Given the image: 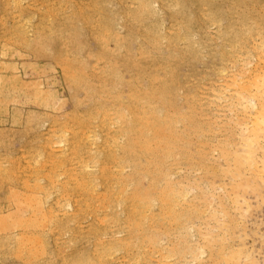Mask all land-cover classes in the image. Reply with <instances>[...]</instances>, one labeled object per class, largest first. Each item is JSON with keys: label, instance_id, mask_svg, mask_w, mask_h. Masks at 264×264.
<instances>
[{"label": "bare ground", "instance_id": "6f19581e", "mask_svg": "<svg viewBox=\"0 0 264 264\" xmlns=\"http://www.w3.org/2000/svg\"><path fill=\"white\" fill-rule=\"evenodd\" d=\"M130 1L131 6L127 5L121 17L122 22L119 21L121 23V25L119 24L120 28H118L112 22L115 18H111L112 20L107 18L111 15L106 14L108 10L105 11V4L102 0H60L59 5L53 4L54 0H49L48 7H46V16L51 21L49 24L44 22L45 27L35 29V32L31 31L34 34L32 38L29 37L30 35L28 36L24 23L19 22V25L15 23L14 26H9L8 23L9 13L14 15L22 11L21 0H14L12 4L10 0L1 1L0 55L2 53L7 61H0V117H2L8 106V96L3 94L5 93L4 90L11 88L12 93V89L14 92L15 89L22 91L29 87L27 82L21 80L20 69L14 63L15 60L12 61V58L27 54V52L36 57L41 53H47V56L50 54L65 82L71 88L82 89L86 94H91V102L85 111L67 114L62 118L52 117L48 134L46 133L47 135L43 137V131H41L42 136H37L34 141H37V144L34 143L35 146H32L33 148L27 152L26 156H23L24 153L19 157L13 156L7 149H0V188H4L7 193L6 198L0 201V252L6 258L7 255H10L24 264H56V257H61V264H123L122 260L124 259H126L125 264H177L179 257H181L179 260L186 259L188 255L196 254L195 252H198L197 258L200 257L199 259L202 261V258H204L205 262L209 259L207 262L211 261L210 264H258L259 260L255 257V251H246L245 247L247 245L242 240L246 238L245 235V237L241 235L243 238L240 237L239 246L233 247L234 245H232L233 240L230 238L228 227H232L229 225L230 222L236 221L231 220L235 217L233 215L230 217V211L227 214L229 210L227 204L229 203L226 205L225 203L221 204V206L223 205L221 211L224 214V220L220 218V221L224 223H221L222 225L220 224L218 228L222 231L219 236L217 234L220 232L218 233V230L214 228L215 225L212 226V224L209 229L210 226L208 227V225L210 223L208 224L206 221L209 217L206 216V209H204L206 205L204 204V207H202L203 204L199 205L202 201H197L198 192L194 190L195 188L192 190L188 188L192 186L188 185L189 180L186 179L188 186L184 185L183 182H177L180 181L181 177L176 178L179 175L178 173L176 175V172H178L176 169L179 165L188 163L187 166L199 172L196 174L197 176L200 174L198 177L200 180L203 179V176L210 174L212 180L208 179L211 181L213 179L215 181L218 176L220 179L225 172L224 177L221 178H225L226 174L231 176L234 185L230 183L229 185L233 191H236L234 193L235 197L231 200L232 195L227 200H231V204L239 210L243 206L241 210L243 213L244 209H252V207L250 208L251 203L248 201H251V199L247 197L248 200H246L244 195L247 193L244 191L249 192L251 189L252 193V191L258 190L257 193L254 191L253 194H257L256 196L259 198V191L264 189V0H229V9L227 10L230 11V22L228 21L230 17L226 19L223 15L226 11L223 10L222 2L225 0H199L198 2L194 0H167L165 7L171 9L174 15L172 25L168 24L171 27V30L168 29L169 32L164 31V29L162 31L160 21L164 23L166 21L164 19L162 21L161 18L158 19L157 15L159 13L156 11V7L155 10L152 8L151 0ZM188 1L191 7H189ZM186 2L189 4L188 7H186ZM152 4L155 6L154 3ZM202 4L209 6L205 7L207 11L204 12L209 15L210 22H215L211 24H218L225 31V33L222 32L223 34L220 32L223 39L218 31L213 33L216 37L219 35L221 41L224 40L223 48L226 44H232V42L227 43L230 37L236 40L237 43L234 42V46L230 45L235 49L238 47L237 50L246 45L248 46V44L245 45L248 39L256 40V42L254 41L255 47L250 44L254 48L252 49L253 53L255 52V57H252L255 58V62H253L252 57H249L252 61L244 60V64L243 59L238 60L244 50H241L240 54L237 50L231 51L232 49L226 52L225 49H222L221 52H218L223 53L224 60H228V62L234 59V54L237 52L239 57L236 55V60L237 62L242 61V66L239 65L242 70L239 68L240 72L237 71L239 74L234 73L230 77L229 74L233 73L238 66L235 67V65L232 72L226 68L225 75L229 76L228 79L224 80V85L219 86L220 88H216L214 85L210 86V89L213 88L214 90L213 95L217 97L215 99H218L223 107H219L217 101H215L216 103L213 102L214 100L211 102L212 99H208L209 102L218 105L221 110L224 108L220 112V109L217 110L215 105L217 111L215 113L217 114L218 111L220 113L224 112V116L226 114L227 116L230 115L228 114L230 112L232 113L229 117L231 120L221 114L217 115L220 116V120L221 116L223 117L222 121L226 118L229 121L228 124L233 122L232 125L225 126L226 131L234 129L235 131L231 132L236 133L238 128L237 132L242 133V135L240 133L241 136L238 135L240 138L243 137L238 144V141L233 139L238 133L235 135L230 133L231 135L227 134L226 136L223 134L224 132H222L223 137H225L223 141H218L215 138L218 143L216 142V145L213 142H211L213 145L210 143L209 136L211 137L213 133L210 135L209 130H213L211 132L216 131L214 130L215 125H212L211 122L218 124L220 121L217 119L219 122L216 123L217 120L212 119V117L211 122L205 120L208 117L205 114L213 111L206 108L209 102L204 106V103L208 101L206 100L208 97L206 99L202 97L207 96V94L205 92V95L201 94V97L198 92L185 93L177 76V67L182 64V59L185 56L191 58L192 55H198L200 52L197 53V50H200L199 47H196L199 46L198 40L193 38L191 40L192 42L195 40L193 46L197 43L194 46L197 50L190 46V48H194V51L193 48L191 49L195 53L192 55L187 54L189 51L187 47L189 48V46H186L185 43L193 36L192 29L193 31L196 30L193 26L199 24L201 20L199 11L203 10H200ZM193 5L194 8H192ZM113 6L115 5L113 4ZM113 6L111 7L113 8ZM137 6L140 9L136 8ZM244 6L247 7L246 10H244ZM172 13L170 14L172 15ZM175 14L178 17L175 18ZM163 16L166 15L163 14ZM42 17L45 18L44 15ZM201 18L203 21L204 18ZM41 21L40 23H42ZM224 21L229 23L224 25ZM26 22H29V20L27 19ZM203 22H206V20ZM210 22H207L209 27ZM168 25L165 27L169 28ZM119 29H124L127 33L122 34ZM203 29L204 27L201 32ZM206 29H209L208 26ZM213 29L211 27V30ZM195 33L194 36H199V31ZM209 34L213 35L212 33ZM209 34L207 37L210 36ZM224 36L227 37L226 41ZM111 39L116 44L115 49H110V45L108 46ZM90 40L97 45V50L94 52H91L88 47L84 48V45H87ZM231 40L235 41L233 39L229 41ZM133 41L136 44V50L133 49V44L131 46ZM242 41L244 42L242 43ZM204 44H202L203 46L200 45V48H208V45L205 44V48ZM229 46L227 47L229 48ZM247 49H250V47ZM201 53L200 55L204 57L203 54L206 52ZM246 55L248 56V53ZM249 56L251 55L249 54ZM19 57L21 58V56ZM202 57L200 56V59ZM198 58L193 60L200 63ZM89 59L91 60L89 61ZM203 59L205 60V57ZM189 60L187 61L189 62ZM193 60L191 58L190 62ZM180 61H182L181 64ZM247 61L248 64L250 62L255 63L254 67L250 69L248 68L250 65H248L245 68V62ZM233 62L229 63L233 64ZM237 62L235 61L236 64ZM191 64L189 66H193ZM223 64L220 65L221 68L227 65ZM228 70H230L229 74H226ZM126 71L131 73L128 78L124 79L123 75ZM180 71L183 72L184 70ZM221 72L223 74H219L224 76V71ZM195 77L197 79V76ZM211 78L210 81H214V77ZM221 79L215 80L220 83ZM193 80L196 82L195 79ZM194 81H191L190 84L192 85ZM120 82H123V86L127 87L124 94L120 92L121 88L119 86H122ZM218 82L215 83L219 84ZM221 83H223V80ZM198 86L196 87L199 89ZM30 90H27L26 93L29 96H34V100L37 102L49 98L46 97L40 85L34 91L32 90L33 92ZM209 95L213 97L211 94ZM219 99L224 101L229 112L225 113V107ZM46 100L44 103L48 104ZM214 111L212 112L213 115L211 114L212 116H214ZM216 114L214 118H218ZM203 115L205 119H203ZM225 121L219 125L223 127ZM207 122L215 128L212 129ZM218 129L220 130V127ZM219 132L217 130V133ZM215 134L211 138L217 136ZM238 136L236 138H239ZM193 150L196 152L195 155L191 153ZM216 150L219 159H223L227 163L226 168L221 165L224 169L219 168V165H217L218 167L215 166L218 169L212 168L213 166L210 164L212 166L210 167L209 165L210 162L208 163L209 151L216 152ZM212 157L214 156L212 155ZM128 169L130 170L128 171ZM189 172H191L190 169ZM196 174L190 173L187 176L191 177V175ZM220 174L222 175L220 176ZM195 178V181L189 182H197L196 185H198L201 181L198 179V182ZM219 179L218 181H220ZM205 181L207 182L206 179ZM214 181L213 184L207 183L214 185ZM196 187L198 189L199 186ZM204 187L206 188V185ZM217 187L215 186V190H217ZM207 188L204 189L205 192ZM222 188L219 187L221 191L226 190V188H223L224 190ZM212 189L215 191L214 187ZM193 190L197 193H194ZM208 190L210 191V189ZM261 191V194H259L262 197ZM56 194L58 197L55 198ZM208 194L214 196L216 193ZM53 196L55 200H53ZM213 196L210 198L211 203L214 200ZM214 198L216 197L214 196ZM195 200L199 203L197 204ZM198 200H200L199 197ZM204 200L206 198L203 197ZM53 201L59 205L75 206L74 208L77 211L72 214V217L70 213H67L64 214L66 215L64 218H60L59 212L63 211L64 213L65 210L59 208L62 211L60 210L58 214H55L57 208L52 207L55 204ZM219 201L221 202V200ZM48 203H51L50 206H48ZM221 206L219 207L221 208ZM210 210L212 213H210L209 219L214 221L218 217V212L216 213V209L215 212L213 209ZM248 210L245 211V215L250 212ZM241 212L239 211V213ZM63 213L62 215L60 213L61 217H63ZM68 214H70L69 217ZM204 215L207 217L206 219H202ZM245 215H243V219ZM85 216H88V218L91 216L98 221L89 223ZM84 217L91 224L88 231L85 230L84 232L82 225L80 227L83 230L78 225V227L68 228L71 236L64 246L58 245L59 242L56 243V239L55 250L51 249L46 231L51 233L50 235L54 237V241L60 231L69 226L68 223L79 222ZM85 218L81 220L85 221ZM198 218L205 220L208 224L201 229L203 230L201 233H199L200 226L198 228V224L193 225L194 220ZM220 221L219 219L216 221V226ZM88 223L84 225L86 226ZM241 223L237 222L236 224L242 226ZM192 225L198 228L199 235H202L204 230L206 234L208 232V236L206 234H204L206 237L202 235V238L205 237L203 238L205 244H202L204 240L201 239L202 247L201 244L198 245L199 247H195L193 244L186 243V240H182L183 233L191 230ZM206 227H208L210 233ZM211 229L216 232H211ZM65 231L64 237L65 234L69 233L67 231L65 233ZM212 233H215V235ZM176 234H180V236L183 234L182 238L180 236V238H176L188 245L185 246L184 243H179V240L177 244H180V249L175 242ZM217 236L219 237L217 238ZM192 237L194 238V235ZM196 238L198 240L199 237L196 236ZM81 242H88V247L79 249ZM194 244L197 246L198 243L195 242ZM53 246L52 248H54ZM206 247L209 248L206 249ZM206 250H209V253ZM49 253L51 254V261L50 258L43 260V257H46ZM205 253H208V256L205 255L208 258L204 256ZM174 260L176 261L174 262ZM241 260H244V262ZM262 264H264V261Z\"/></svg>", "mask_w": 264, "mask_h": 264}, {"label": "rangeland", "instance_id": "374dc122", "mask_svg": "<svg viewBox=\"0 0 264 264\" xmlns=\"http://www.w3.org/2000/svg\"><path fill=\"white\" fill-rule=\"evenodd\" d=\"M1 1L2 0H0V3H1ZM13 1L14 0H10V3L12 4L13 3ZM27 1V2H26ZM59 1L60 0H54V2H53V4H56V5H59ZM72 1H74V0H72ZM87 1V0H86ZM103 1V4H105V11L106 10H108L107 11V15H111V17H107V18H109V19H114V20H112V22H113V24L116 26V27H118V28H120V25H121V23L119 22V21H121L122 22V19H121V17H122V14H123V12L126 10V7H127V5L128 6H131V1L130 0H102ZM125 1H126V3H125ZM130 1V2H129ZM153 1H155V2H153ZM162 1V2H161ZM163 1H165V2H163ZM194 1H199V0H194ZM228 2L227 3V6H226V2ZM224 2H222V6H223V10L224 11H226L225 12V14L223 13V15H224V18H226L227 19V17H230L231 15H230V11L229 10H227V9H229L228 8V4H229V0H225ZM41 2V3H40ZM42 2H45V3H42ZM112 2H114L113 4L115 5V6H113V4H110V3H112ZM166 2H167V0H151L150 1V3H151V6H152V8L154 9L155 7V9H156V11L159 13L157 16H158V19L160 20V18L162 19V21H163V19H164V21H166L165 23L164 22H161L160 21V23H161V28H162V31H163V29H164V31H167V32H169V30H171V27H169V25H172L171 24V22L172 21H174V20H172L173 19V13H172V11H171V9H169V8H167V7H165V4H166ZM189 2V1H188ZM188 2H186V7H188L189 6V4H190V2H189V4H188ZM40 3V6L38 7V4ZM152 3H154V5L155 6H153V4ZM156 3V4H155ZM157 3H158V5H157ZM162 3H163V6H162ZM21 4H22V11L21 12H17V14H12V13H9V15H10V17H7L8 18V23H9V26H14L13 24H18L19 25V22L22 24V23H24L23 25L24 26H26V28H27V33H28V36L30 37V38H32L33 36H34V34L33 33H31V31L32 32H35L34 30L35 29H38V28H40V27H45L44 25H46L45 23L47 22V24H49L50 23V19H49V17L48 16H46L47 15V8L46 7H48L47 5L49 4V0L47 1V0H21ZM32 4V5H31ZM41 4H42V6H41ZM46 4V5H45ZM119 4V5H118ZM37 6V8H36V6ZM157 5V6H156ZM202 5H205V4H202ZM201 5V6H202ZM242 5H245L244 3H242ZM242 5H241V7H242ZM111 6H113V8L111 7ZM200 6V10H202V11H199V17H200V22L202 21V18L201 17H203L205 20H206V22H203V21H205L204 19H203V21H202V23H200L199 22V24H195L193 27L196 29V30H194L193 31V29H192V32H194V34H196L195 32L197 31H199V36H194V34H192L191 36V38L189 39V41H187L185 44H186V46H189V48L187 47V49L189 50V51H191V52H187V54H189V55H192V54H195V53H193L192 52V50L194 51V46H196V44L198 43L199 44V46H196L198 49H200V50H197V48H195L196 50H197V53L200 51V52H206L209 56L207 57V54L205 53V54H203V55H205L204 57H205V60L203 59L204 57H202V55H200V52H199V54L197 55V54H195V56L194 55H192V60L194 59L195 60V58H196V60H197V58H198V56H199V58L198 59H200V56L202 57V59L204 60H202V59H200L199 61H200V63L198 62V61H192V62H190L191 61V58L190 57H188L187 56V58H186V56L182 59L183 60V62L182 61H180V64H181V62H182V64L180 65V66H178L177 67V76H178V79H179V83H180V86H182L183 87V89H184V92L185 93H194V92H198L200 95L202 94V95H205V94H207V96L205 95V96H203L202 97V95H201V97L203 98V99H206V97H208L206 100H210V99H212L211 100V102L213 101V102H215V101H217L218 102V99H215V98H217V97H215L213 94V92H214V90H213V88L212 89H210V86L212 87V85H214V87H218V88H220L222 85H224V83H225V81L224 80H226V79H228L227 77L230 75V77H231V75L233 76L234 75V73L236 74V73H238L239 74V70L241 69L240 67L242 66L241 64H242V61H243V64H244V60H249V61H252V59H253V62H255L256 60H255V56H254V53H253V47H255L254 45H255V42H256V40H254L253 41V39H251L250 38V40L248 39V42H247V40H246V42L247 43H245V45L246 44H248V46H247V48H249L250 47V49H247L246 48V46H244V47H242V48H239V50H237V48L235 49L234 47H231V45L232 46H234L235 45V43L234 42H236V40L233 38V37H230V39H233V40H235V41H229V40H227V37H225L226 36V34H225V41L227 40V43H229V42H232V44L231 43H229V45L228 44H226V42H225V44L226 45H224L225 47H227V46H229V50L227 49V48H223L222 47V45H223V42H224V40H222L221 41V38L223 39V37H221L222 35H221V33L223 32V33H225V31H224V29H223V27H219L218 26V24H211V23H215V22H210L211 20H210V17H209V15L208 14H206V12H204V11H207V6L208 5H205V6H202L201 7ZM246 6V5H245ZM244 6V7H245ZM34 7V8H33ZM40 7H41V9H40ZM44 7V8H43ZM189 7H191V4H190V6ZM195 6L193 5L192 6V8H194ZM204 7V8H203ZM206 7V8H205ZM209 7V6H208ZM225 7V8H224ZM227 7V8H226ZM243 7V8H244ZM136 8H139L138 6L136 7ZM242 8V9H243ZM246 8L247 7H245V9L244 10H246ZM112 9V10H111ZM140 9V8H139ZM154 9V10H155ZM162 11H161V10ZM161 11V12H160ZM228 11V12H227ZM11 12V11H10ZM162 12H164V13H162ZM160 13H162V14H160ZM168 13H169V15H168ZM170 13H172V15L170 14ZM229 13V14H228ZM44 15V17L46 18H43L42 16ZM163 14L164 15H166V16H163ZM115 17H114V16ZM202 15V16H201ZM204 15V16H203ZM206 15V16H205ZM226 15V16H225ZM230 15V16H229ZM29 16V17H28ZM14 17V18H13ZM17 17H21L20 19L19 18H17ZM171 17V18H170ZM176 17H178V15L177 14H175V18ZM11 18V19H10ZM23 18H25V20H23ZM29 18H31V19H29ZM41 18V19H40ZM209 18V19H208ZM27 19L29 20V22H26L27 21ZM45 19V20H44ZM20 20H22V21H20ZM41 20H44V21H41ZM171 20V21H170ZM225 20V19H224ZM229 20H231V17L230 18H228V21ZM25 21V22H24ZM40 21L42 22V23H40ZM115 21V22H114ZM170 21V22H169ZM227 21V20H226ZM226 21H224L223 23H224V25H227L229 22H226ZM45 22V23H44ZM119 22V23H118ZM207 22H210V27H209V23L207 24ZM174 23V22H173ZM204 23V24H203ZM227 23V24H226ZM42 24V25H41ZM120 24V25H119ZM162 24H164L163 26H162ZM169 24V25H168ZM166 25H168V27L169 28H167V27H165ZM199 25V26H198ZM208 26V28L210 29H206V27ZM217 26V27H216ZM31 27V28H30ZM202 29L203 27H204V31L202 30V32H201V29ZM211 27H212V29L213 30H211ZM217 28V29H216ZM220 28H222L221 30H219ZM169 29V30H168ZM198 29V30H197ZM200 29V30H199ZM205 29H206V31H205ZM119 30H121L122 31V34H125V33H127V31H125L124 29H119ZM215 30V31H214ZM207 31H209V32H207ZM212 31V32H211ZM216 31H218V34H220V37H219V35H217V34H215V35H217V37H218V41H217V37L216 36H214V34L213 33H217ZM191 32V33H192ZM221 32V33H220ZM205 33V34H204ZM209 33H212L213 35L211 36V34H209L210 36H208L207 37V35ZM222 33V34H223ZM207 34V35H206ZM197 35H198V33H197ZM205 35V36H204ZM201 36V37H200ZM196 37V38H195ZM200 39V41H201V38L202 37H204L205 38V40H204V38H202L203 40V42L201 41V43L202 44H207L208 46V48H206V45H205V48L206 49H204V47H202V48H200L201 46H203L201 43H199L200 41H199V39ZM210 37H211V40H210ZM195 39V40H198L197 41V43H195L194 44V46H193V42L195 41H191V40H193V39ZM212 38H214V39H212ZM220 39V40H219ZM255 39V38H254ZM208 40H210V41H208ZM192 42V44H191V42ZM207 41V42H206ZM110 44H108V46H109V48L110 49H112V48H114L115 49V46H116V44H115V42H114V40L113 39H111L110 41ZM190 42V43H189ZM244 41H242V43H243ZM187 43H188V45H187ZM233 43H234V45H233ZM237 43V42H236ZM132 44H133V49H135L136 50V44L134 43V41L131 43V46H132ZM191 44V45H190ZM214 44H216V45H214ZM253 46H251V45ZM178 45H180V44H178ZM201 45V46H200ZM183 46V45H182ZM190 46H193V47H191L190 48ZM238 46V45H237ZM88 47V49L91 51V52H94V51H96L97 50V45H96V43L94 42V41H88V43H87V45L85 44L84 45V48H87ZM210 47H211V49L212 48H214V49H210ZM221 48V49H218V48ZM193 48V49H192ZM245 48V49H244ZM253 48V49H252ZM192 49V50H191ZM201 49H202V51H201ZM222 49H225V52L226 51H230L231 49V51H234V50H237L238 51V54H240V52H241V50H244L243 52H241V55H240V57H239V55L237 54V52L234 54L235 55V57H234V59H235V61L237 62V58H236V55L239 57L238 58V60L240 59V60H242L241 62L239 61V62H237V64L235 63V61H234V59L231 61H229V62H233V64H231V63H229L228 62V60H224V58H223V53H218V52H221L222 51ZM247 49V50H246ZM252 49V50H251ZM88 50V51H89ZM196 50H195V52H196ZM206 50V51H205ZM89 51V52H90ZM209 51H211V52H209ZM215 51V52H214ZM251 51H252V53H251ZM255 51V50H254ZM224 52V51H223ZM244 52H245V54H244ZM250 52V53H249ZM83 53V52H82ZM201 53V54H202ZM244 54V57H243V54ZM248 53V56L246 55ZM42 54V55H41ZM41 54H39L38 55V57H36V56H34V55H32L31 53H29V52H27V54L25 53V54H22V55H18V56H16V57H14V58H12V61L14 62V60H15V64H17V66H18V68L20 69V74H21V80H23L25 83L27 82V86H29L30 88H31V90H30V88L28 87V89H27V87L25 88L26 90H14V92H13V89H12V93H11V88H9V89H7V90H4V92L6 93H3L5 96L7 95L8 96V106H7V110L6 111H4V113L2 114V117H0V149H2V150H5V149H7L8 151H9V153L11 154V155H13V156H22V154L24 153L25 155H23V156H26L27 155V152H29V151H31V149L33 148L32 146L34 145V143L35 144H37V141L36 142H34L35 140H36V138H37V136H42L43 135V137H45L47 134H48V132H49V128H50V124H51V122H52V117H57V118H62V117H64L65 115H67V114H72V113H76L77 111H85L87 108H88V106H89V104H90V102H91V94H86L85 92H84V90H82V89H75V88H71L66 82H65V80H64V78H63V76H62V73L60 72V70L56 67V65H55V62H54V59L52 58V56L50 55V54H48V56H47V53H41ZM186 54V55H187ZM249 54L251 55V56H249ZM253 54V55H252ZM23 55H25V56H23ZM216 55V56H215ZM19 56H21V58L19 57ZM221 56H222V59H221ZM242 56V57H241ZM252 56H254V57H252ZM245 57H247V58H249V57H252V59L251 58H249V59H247V58H245ZM32 58V59H31ZM188 59H190L189 60V62L187 61ZM220 59H221V61H220ZM91 59H89V61H90ZM0 61L1 62H6L7 61V59H6V57H4V56H2V53H1V55H0ZM203 61V62H202ZM218 61V62H217ZM220 61V62H219ZM227 61V65L225 64V62ZM202 62V63H201ZM249 63L248 64V61L247 62H245L246 63V66H244L245 68L248 66V65H250V67L248 66V68H250L251 69V67L253 68L254 67V65H255V63ZM191 63H193V64H191ZM224 63V64H223ZM240 63V64H239ZM19 64V65H18ZM187 64V65H186ZM193 65V66H189V65ZM208 64H209V66H208ZM218 64V65H217ZM226 65V67L224 66V67H222L221 68V66L220 65ZM233 65V66H231V65ZM198 65V66H197ZM230 65V66H229ZM236 65V66H235ZM239 65H241L240 67H239ZM184 66V67H183ZM185 66H186V68H185ZM216 66V67H215ZM237 67V68H235V67ZM212 68H214V70H212ZM221 68V69H220ZM226 68L227 69H230V70H228L227 72H226V74H229V71L230 72H232V68H235V71H233V73H230L228 76L227 75H225V71H226ZM240 68V69H239ZM32 69V70H31ZM54 69V70H53ZM219 69V70H218ZM180 70H184L185 71V73H184V71L183 72H181ZM218 70V71H217ZM242 70V69H241ZM187 71V72H186ZM191 71V72H190ZM217 71V72H216ZM221 71H224V76L226 77H224L223 75H221V74H223V72H221ZM237 71H239V72H237ZM30 72V73H29ZM130 71H126V73L123 75V78L124 79H126V78H128L129 77V75H130ZM184 73V74H183ZM219 73H221V74H219ZM26 74V75H25ZM202 74H203V76H202ZM237 75V74H236ZM195 76H197V79H196V77ZM216 76H218V77H216ZM219 76H221V77H223L222 79H221V77H219ZM184 77V78H183ZM203 77V78H202ZM211 77H214L213 79H214V81L213 80H211L210 81V79H212ZM191 78H193V79H195L196 80V82L193 80V79H191ZM202 78V79H201ZM204 79V80H203ZM219 80V79H221V81L223 80V83H221V81H220V83L218 82V81H216V80ZM199 80H200V82H199ZM191 81H194V82H192L193 84H195V85H193V87H192V85L190 84V82ZM201 81H202V83H201ZM210 81V82H209ZM199 82V83H198ZM215 82H218L219 84H217V83H215ZM123 82H120V85H122V86H119L120 88H121V91L120 92H122L123 94L126 92V89H127V87L126 86H123V84H122ZM186 83V84H185ZM198 83V84H197ZM201 83V84H200ZM204 83V84H203ZM211 85H210V84ZM36 85V87H34L35 85ZM185 84V85H184ZM205 85L204 87H203V85ZM215 84H217V85H215ZM38 85H40V88L44 91V94L46 95V97L48 96L49 98H48V100H46V102H48V104H46V103H44V101H41V102H37V101H35L34 99V96H29V94H27L26 93V91L27 90H30L31 92H33L36 88H37V86ZM197 85H199L198 87H199V89L196 87ZM201 86V87H200ZM207 86H208V88H207ZM220 86V87H219ZM125 87V88H124ZM187 87H189V88H191V89H189V88H187ZM195 87V88H194ZM197 88V89H196ZM207 89H208V92H207ZM209 89H210V91H209ZM33 90V91H32ZM204 92H203V91ZM211 90H213V91H211ZM7 91V92H6ZM10 91V92H9ZM21 91V92H20ZM24 91V92H23ZM206 92V93H205ZM209 92H211V93H209ZM48 93V94H47ZM205 93V94H204ZM209 94H211V96H213V97H210V95ZM209 95V96H208ZM10 96V97H9ZM84 96V97H83ZM45 97V98H46ZM86 97H88L87 99H86ZM30 98V99H29ZM52 98V99H51ZM14 99V100H13ZM90 99V100H89ZM209 100L208 101H206L205 103H204V106L206 105V103H208L209 102ZM220 100V99H219ZM16 101V102H15ZM203 102L205 101V100H202ZM221 102H222V105H224V107L226 106L225 104H224V101H222V100H220ZM18 102H19V104H18ZM59 102V103H58ZM87 105H86V104ZM216 103V102H215ZM211 106V108H209L210 106ZM215 105L216 104H212V103H210L209 102V104H207L206 106V108L207 109H210L209 111H211V110H215L214 111V116H215V112H217L216 111V108H215ZM218 105H219V107L221 106V103L220 102H218ZM218 105H216L217 106V110H219L220 109V112L222 111V110H224V108H222V110H221V108H219L218 107ZM209 106V107H208ZM214 106V107H213ZM63 107V108H62ZM184 107V106H183ZM213 107V108H212ZM221 107H223V106H221ZM219 108V109H218ZM227 107H225V113H227V112H229V110L228 109H226ZM62 109V110H61ZM228 110V111H227ZM208 111V112H209ZM212 111V112H213ZM212 112H209L208 114L206 113L205 114V116L206 115H208V117H209V119H208V117H206V119H205V116L203 115V119H205V120H209V122H211V120L212 119H218L219 121H220V123H222L223 121H225L226 120V118H224L223 119V121H222V118L223 117H227L228 119H229V117H231L230 115H232V113L230 112V113H228V114H230V115H228L227 116V114L224 116V112L223 113H220L219 111H218V113L216 114V116L217 115H223V117L221 116V120L219 119L220 118V116H217L218 118H214V116H212L213 114H212ZM212 114V115H211ZM44 115V116H43ZM211 117H212V119H211ZM45 119V120H44ZM201 119V118H200ZM216 120H214V121H216ZM217 120V122L216 123H218L219 121ZM229 120H231V118L229 119ZM209 122H207L208 123V125H210L211 126V124L212 125H215V127L214 126H211V128L213 129V128H215L214 130H216L215 132H211V131H213V130H211L210 128V130H209V134L211 135V133H213V134H215V133H217V130H218V132L219 133H217V134H215V135H217V136H213V138H211L212 137V135H211V137L209 136V138H210V143L211 142H213L214 143V145H216L218 142H217V140L219 141V140H221V141H223L224 140V138L225 137H223V134H225L226 136H227V134H229V135H231L232 133H233V135H235L236 133H238L237 134V136L238 135H240V131H238L237 132V130H239L238 128H237V130H236V133H234V132H231V131H235L233 128V130H228V132L226 131V127L227 126H230V125H232L233 124V122L232 123H230V124H228V122L229 121H225V123H224V125L223 124H221V125H223V127L222 126H220L219 124L220 123H218V124H214L215 122H211V124H209ZM231 122V121H230ZM217 125V126H216ZM227 125V126H226ZM209 126V127H210ZM220 127V130L218 129L219 127ZM226 126V127H225ZM218 127V128H217ZM225 127V128H224ZM35 128V129H34ZM224 128V129H223ZM230 128V127H229ZM236 129V128H235ZM48 130V131H47ZM38 133H37V132ZM41 131H43V134L41 135ZM225 131H226V133H225ZM222 132H224L223 134H222ZM47 133V134H46ZM221 133V134H220ZM231 133V134H230ZM33 134V135H32ZM220 134V135H219ZM224 135V136H225ZM232 135V136H233ZM241 135H242V133H241ZM240 135V136H241ZM36 136V137H35ZM237 136H234V138L233 139H236V140H234V141H238L237 142V144L239 143V141L241 140L242 141V139H243V137L242 138H240L239 136V138H236ZM223 137V138H222ZM30 138V139H29ZM215 138H217V140L215 139ZM219 138V139H218ZM221 138V139H220ZM32 139V140H31ZM34 139V140H33ZM213 139H215V140H213ZM234 141H233V143H234ZM28 142V143H27ZM31 144H30V143ZM217 142V143H216ZM213 143H211L212 145H213ZM27 144V145H26ZM30 144V145H29ZM234 144H236V142L234 143ZM29 146H31L30 148H29ZM35 146V145H34ZM210 148V147H209ZM208 148V150H210ZM1 151V150H0ZM195 152V150H193V151H191V153H193L192 155H195L196 154V152ZM215 152V151H214ZM213 151L211 152V151H209V161H208V163H209V165H210V167H212V168H217L218 166L217 165H219V168L220 167H222L221 165H223V167L224 168H226L227 166H226V161L224 162V160L223 159H219V155H218V152H217V150H216V152L214 153ZM211 153H212V155L214 156V157H212V155H211ZM218 156V159H217V156ZM216 157V158H215ZM211 158V159H210ZM214 160V161H213ZM215 162H217V163H215ZM220 162V163H219ZM223 162V163H222ZM188 165V163H183V165L181 164V165H179L178 166V168H179V170H177L176 169V171H178V172H176V175H178V176H176V178L177 179H179L180 177V181L178 180L177 182H183L184 183V185L186 184V179L187 180H189V181H195L194 180V177H196L195 179L196 180H198L199 178V175L200 174H198V176H197V174L196 173H199V172H197V170H194V169H191L189 166H187ZM215 166H217V167H215ZM181 167V168H180ZM185 167V168H184ZM221 168V169H224V168ZM190 169V171L191 172H189V169ZM184 170V171H182V170ZM218 169V168H217ZM130 169H128V171H129ZM196 171V172H195ZM211 171V170H210ZM210 171H209V173H210ZM178 173V174H177ZM184 173V174H183ZM196 174V175H191V177L190 176H187V175H189V174ZM222 174H220V176H221ZM224 175H225V172L223 173V175L221 176V177H224ZM186 176V177H185ZM185 177V178H184ZM193 177V178H192ZM220 177V179H219V176L215 179V181H214V179H213V181L215 182V183H217V184H215L214 183V185H211V184H213L212 182L213 181H211L212 179H211V176H210V174H208V176H203V179L202 180H200L201 182H199V180H198V182H199V184L198 185H196L197 184V182H195V183H191V182H187L188 183V185L190 186V185H192L191 187H188L189 189L191 188V190L192 189H194V190H196V191H194L193 190V192L195 193H197V195H198V197L200 198V200H198V197H197V201H202V202H204V203H202V202H200V204L199 205H202V207H204L205 205V207H204V209H206L207 210V213L209 212V214L207 215V213H206V210H205V214H206V216H208L209 218H210V216L209 215H211L210 213H212V211L210 210V209H213V211L215 212V209H216V213L218 212V217H216V219H214L213 217H211L212 219H214V221L213 220H211V219H209V218H207L205 215V218H204V216L202 217V219H206V221H207V223L209 224L210 223V225H208L207 223H206V221L205 220H202L201 218H198V219H196V220H194V223H193V225L195 224V225H197V227L199 228V226H200V232L199 233H201V231L203 232V230H201V229H203L205 226H207L208 225V227H209V229L212 227V226H214L215 225V229H217L218 230V233L219 234H217V235H221V233H222V231L220 230V229H218L219 228V226H220V224L222 223L221 221H220V218H221V220H224V217H223V212L221 211L222 210V206H221V204H224L225 203V205L227 204V203H229V204H227V206H225V207H227L229 210L227 211V214H229L228 212L230 211V217L233 215V217H235V218H231V220H235L236 222H230V224L229 225H231L232 227H228V230H229V232H230V238L233 240V244L232 245H234L233 247H237V246H239V240L241 239L240 237H245L246 236V238H243L242 240H243V242H245V244L247 245V247H245L246 248V251L248 250L249 252L250 251H255L254 253L256 254L255 255V257H256V259H258L259 261H258V264H262L263 263V261H264V189H261L260 191L262 192V197H263V199H261L262 197H261V193H260V191H259V193H258V196H259V198H257V194L256 195H254L253 194V192L254 191H256V193H257V191L258 190H254V191H252V193H251V189L249 190V189H246V190H249V192L248 191H244V192H246L247 194H243L244 196H245V198H246V200H248L247 199V197H249V199H251V201L250 200H248L250 203H251V206H250V208L252 207V209L250 210H248V212H246V213H248L247 215H245L244 213H245V211H247V210H245L244 209V213L243 212H241V210L243 209V206H242V208H241V210H239V209H237L233 204H231V200L235 197V192L236 191H233V189H232V187L230 188V185H229V183L230 184H232V185H234L233 184V181H232V179H231V176H229V175H227L226 174V179L225 178H221ZM185 180H184V179ZM211 179V180H209V179ZM205 179L207 180V182H210V183H207L206 181H205ZM218 179L220 180V181H218ZM224 179V180H223ZM229 179V180H228ZM181 180H183V181H181ZM185 181V182H184ZM203 181L205 182V183H207V184H203ZM221 182V183H220ZM224 182V183H223ZM227 182V183H226ZM190 183V184H189ZM218 183H220V184H218ZM223 183V188L225 189L226 188V190H224L223 188H222V186H221V184ZM211 185V186H209V185ZM144 185H145V182H144ZM187 185V184H186ZM187 185V186H188ZM202 185V186H201ZM204 185H206V188H207V191L205 192V190H206V188L204 187ZM208 185V186H207ZM231 185V186H232ZM196 186H199L198 187V189H197V187ZM215 186L217 187V190H215L216 188H215ZM193 187V188H192ZM214 187V190L215 191H213V189L211 190V188H213ZM219 187H221L222 188V190H224V191H221V189H219ZM203 188V189H202ZM200 189V190H199ZM202 189V190H201ZM205 189V190H204ZM208 189H210V191L208 190ZM218 189H219V191H218ZM231 189H232V192H231ZM227 190H229V191H227ZM217 191V192H216ZM199 192H200V195H199ZM202 192V193H201ZM216 194H215V193ZM229 194H228V193ZM243 192V193H244ZM208 193H213V194H215L214 196L216 197V198H214V196L213 195H211V194H208ZM223 193H224V195H223ZM226 193V194H225ZM205 194H206V197H205ZM207 194H208V196H207ZM222 194V195H221ZM231 194V195H230ZM249 194V195H248ZM226 195V196H225ZM228 195H230L229 197H227ZM233 195V196H232ZM5 196H7V193L5 192V190H4V188H0V201H2V200H4L6 197ZM56 196L58 197V195L56 194L55 195V198H56ZM213 196V202L211 203V201H210V198ZM220 196V198H218ZM223 196H224V198H223ZM232 196V197H231ZM256 196V197H255ZM203 197L204 198H206V200H204L203 201ZM222 197V198H221ZM230 197H231V200L229 201V200H227V199H230ZM261 197V198H260ZM53 198V200H55L54 199V196L52 197ZM256 198V199H255ZM208 199H209V201H208ZM221 200V202H223V203H221L219 200ZM257 199H258V201H257ZM216 200V201H215ZM222 200H224V201H222ZM262 200V201H261ZM196 201V200H195ZM196 201V203L198 204L199 202H197ZM57 202V201H56ZM207 204H206V203ZM210 202V203H209ZM214 202H216V203H214ZM220 202V203H219ZM53 203H55V201H53ZM255 203V204H254ZM47 204V203H46ZM50 204L51 203H48V206H50ZM205 204V205H204ZM209 204V205H208ZM212 204V205H211ZM59 204H57V203H55L54 205H52V207L55 209V208H57V210H55L56 212H55V214L57 213L58 214V211H60L61 209L62 210H67L66 212L64 211V213H63V211L62 212H59V216H60V218H64V216H66V215H64V214H67V213H70L71 214V217H72V214H74V212L76 213V211L77 210H75V206L73 207V206H69V205H67V204H64V205H62V204H60L59 206H58ZM73 205H74V203H73ZM213 207H211V206ZM217 205V206H216ZM221 206V208L219 207V206ZM229 205H230V207H229ZM64 207V209H63V207ZM209 206V207H208ZM59 208H61V209H59ZM66 208V209H65ZM68 208V209H67ZM208 208H209V211H208ZM218 208V209H217ZM220 208V209H219ZM244 208H246L245 206H244ZM71 211H70V210ZM70 212H69V211ZM218 210V211H217ZM237 210H239L241 213H239V211H237ZM252 211V212H251ZM220 212V213H219ZM60 213H61V215H62V213H63V217H61V215H60ZM243 213V215H245V217H244V219H243V215H241ZM70 214H68L67 216L69 217V215ZM221 214H222V216H221ZM240 216H242V217H240ZM68 217H65V218H68ZM87 219H88V221H89V223H92L93 221H95V222H97L98 220H95L96 218H92L91 216H90V218H92V219H90V218H88V216H85ZM84 217V218H85ZM223 217V218H222ZM240 217V218H239ZM84 218H81V219H84ZM86 218H85V221H86V223H88L87 222V220H86ZM219 219V221H220V223L218 222V226H216L217 225V223H216V221H218V219ZM239 220L240 219V221H238L237 219ZM79 220V222H76V221H73V223L71 224V223H68L69 224V226H66L67 227V229L69 228H74V227H80V225H82V228L84 229H82L81 227H80V229H82L84 232H85V230L86 231H88V228H90V226L89 225H91V224H89L88 223V225H84V224H86L85 223V221L84 220ZM226 219V218H225ZM229 219V218H228ZM228 219H227V221H228ZM66 220V219H65ZM200 220V221H199ZM243 220V221H242ZM70 221V220H69ZM198 221V222H197ZM209 221V222H208ZM68 222V221H67ZM70 222H72V221H70ZM94 222V223H95ZM237 222H242L241 223V225L242 226H240L239 224L237 225L236 223ZM224 223V222H223ZM222 223V224H223ZM232 223V224H231ZM202 224H204L203 226H201ZM213 224V225H212ZM221 224V225H222ZM243 224H244V226H243ZM72 225H73V227H72ZM78 225V226H77ZM192 225V229L191 230H189V231H185L183 234H184V236H183V234H182V236H183V238H182V236H180V234L179 235H175V242H176V244H177V242L180 240V239H178L177 240V238L176 237H178V238H182V240L184 239V240H186L185 242L186 243H190V244H193L195 247H199L198 245L199 244H201V241L202 240H204L203 238H205L206 237V235L208 234V232H207V234L205 233V230H204V233H202V235L203 236H205V237H203L202 238V235L200 236L199 234H198V228L196 227V226H193ZM212 225V226H211ZM83 226H85V227H83ZM87 226H89V227H87ZM236 226H238V227H236ZM66 227H64L61 231H60V234L59 235H57V237H55V239H54V241H53V238L54 237H52V235H50L51 233H49V231L47 232H45L46 233V235L49 237V239H48V242H49V244H50V246H51V249H53V250H55V247H56V245L58 244V245H62V247L64 246V244H65V242H67L68 241V239L70 238V236H71V232H70V230L68 229H65ZM87 227V228H86ZM208 227H206L207 229H208ZM193 228H195V229H193ZM197 228V229H196ZM205 228V229H206ZM238 228V229H237ZM206 229V230H207ZM208 229V230H209ZM214 229V230H215ZM233 229V230H232ZM64 230H66L67 232H69V233H67L66 231H65V233H67V234H65V237L66 236H68V237H66L67 239L65 240V237H64ZM212 231L211 232H216V231H213V229H211ZM220 230V231H219ZM45 231V230H44ZM191 231V232H190ZM239 231V232H238ZM61 233H63L62 234V237H61ZM193 233V234H192ZM209 233H210V230H209ZM232 233H233V235H232ZM238 233H240V234H238ZM70 234V235H69ZM186 234H188V235H186ZM204 234H206V235H204ZM213 235H215V233H212ZM118 235V234H117ZM119 235H121V234H119ZM194 235V238L192 237ZM199 235V236H198ZM232 235V236H231ZM242 235V236H241ZM245 235V236H244ZM61 238H60V237ZM180 236V237H179ZM188 236H189V238H188ZM196 236L197 237H199L198 238V240H197V238H196ZM208 236V235H207ZM219 236H217V238L219 237ZM239 237V239L237 240V238ZM59 237V238H58ZM64 237V238H63ZM186 237V238H185ZM236 238V239H235ZM56 239H57V241H56ZM191 239V240H190ZM202 239V240H201ZM230 239V241H231V243H232V240ZM61 240H63L62 242H60ZM182 240H180L179 241V243L181 242V243H184L185 244V246H187L186 245V243L183 241L182 242ZM194 240H195V242H197L198 244H197V246L194 244L195 242H194ZM55 241H56V243L57 242H59V243H57V244H55ZM191 241V242H190ZM194 243H193V242ZM237 241V242H236ZM64 242V243H63ZM205 244V240L204 241H202V244ZM216 243V242H215ZM215 243H213V244H215ZM218 243V242H217ZM216 243V244H217ZM88 242H81L80 243V245H79V249H83V248H85L86 246L88 247ZM183 244V245H184ZM189 244V245H190ZM200 245L201 247L203 246V245ZM240 244H241V241H240ZM244 244V245H245ZM54 245V246H53ZM60 245V246H61ZM193 245H191V246H193ZM52 246L54 247V248H52ZM177 246H179L180 247V249H181V246H180V244L178 245L177 244ZM61 247V248H62ZM209 247H206V249H208ZM197 249V248H196ZM258 250V251H257ZM259 250H261V251H259ZM263 250V251H262ZM206 251H208V253H209V250H206ZM262 254H261V253ZM1 254V256H0V264H24L23 262H21V261H19V260H17L16 258H14V257H11L10 255H7V258H6V256L4 255V254H2V252H0ZM196 254L198 253V252H195ZM208 253H205L204 254V256L206 255V256H208ZM260 253V254H259ZM50 254V253H49ZM49 254L45 257H43V260H48V258H50L49 260L51 261V254H50V256H49ZM196 254H192V256L191 255H188L187 257H186V259L188 260H186L185 258L184 259H182V260H179V259H181V257H179V261L177 260V257H176V260H177V262L179 263V262H182L181 264H192L193 262V264H203V262H205V260H204V258H202L203 259V261L202 260H200L199 258H197V256H198V254L196 255ZM258 254H259V256H258ZM2 255H4V256H2ZM195 255H196V257H195ZM263 255V256H262ZM10 256V257H9ZM192 257V259H191V257ZM194 256V257H193ZM203 256V257H204ZM205 256V257H206ZM2 257H4V258H2ZM259 257V258H258ZM193 258H196V259H198V260H196V259H193ZM206 258H208V257H206ZM205 258V259H206ZM191 259V260H190ZM244 259V258H243ZM126 259H124V260H122L123 261V264H125L126 262H124ZM176 260H174V262L176 261ZM209 260V259H208ZM208 260H206V262L204 263V264H210L211 263V261H209V262H207ZM56 264H61V262H62V259H61V257H56ZM61 261V262H60ZM186 261V262H185ZM195 261H197V262H195ZM199 261H202L201 263L199 262ZM241 261H243L244 262V260H241ZM21 262V263H20ZM117 262V261H116ZM185 262V263H184ZM192 262V263H191ZM177 263V264H178ZM174 264H176V263H174ZM180 264V263H179Z\"/></svg>", "mask_w": 264, "mask_h": 264}]
</instances>
